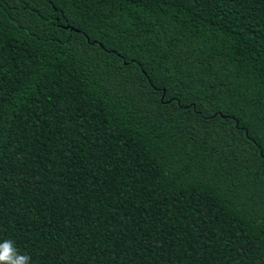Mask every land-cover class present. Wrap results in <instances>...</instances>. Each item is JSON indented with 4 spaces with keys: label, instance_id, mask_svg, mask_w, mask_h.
<instances>
[{
    "label": "trees",
    "instance_id": "16d2710c",
    "mask_svg": "<svg viewBox=\"0 0 264 264\" xmlns=\"http://www.w3.org/2000/svg\"><path fill=\"white\" fill-rule=\"evenodd\" d=\"M4 240L264 264V0H0Z\"/></svg>",
    "mask_w": 264,
    "mask_h": 264
},
{
    "label": "clouds",
    "instance_id": "9594fccd",
    "mask_svg": "<svg viewBox=\"0 0 264 264\" xmlns=\"http://www.w3.org/2000/svg\"><path fill=\"white\" fill-rule=\"evenodd\" d=\"M0 264H31L30 255L22 254L11 240L0 242Z\"/></svg>",
    "mask_w": 264,
    "mask_h": 264
}]
</instances>
